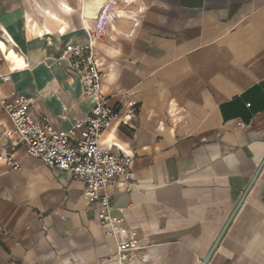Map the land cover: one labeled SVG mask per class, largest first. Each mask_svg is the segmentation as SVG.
<instances>
[{"label": "crops", "instance_id": "0c3cea01", "mask_svg": "<svg viewBox=\"0 0 264 264\" xmlns=\"http://www.w3.org/2000/svg\"><path fill=\"white\" fill-rule=\"evenodd\" d=\"M108 3L100 90L138 114L99 145L133 155L111 198L143 247L131 264H201L264 161V0H0V100L21 94L34 120L78 139L96 100L63 52ZM11 129L0 107V156L20 165L0 158V264H118L83 183L26 157ZM208 264H264V165Z\"/></svg>", "mask_w": 264, "mask_h": 264}, {"label": "built area", "instance_id": "2783aa9c", "mask_svg": "<svg viewBox=\"0 0 264 264\" xmlns=\"http://www.w3.org/2000/svg\"><path fill=\"white\" fill-rule=\"evenodd\" d=\"M116 18L117 11L112 5H104L95 19L94 30L87 34V42L67 44L64 48L63 56L68 60L69 68L79 75L81 96L96 100L90 115L77 124L81 127L78 139H75V127L62 131L45 121L34 120L29 113V101L21 94L11 93L9 98L0 100V107L12 124L7 135L15 133L19 137L25 146L26 157L38 159L83 183L82 198L86 210L95 213L104 235L116 242L113 259L118 264H131L143 247L135 231L125 225L122 213H115L111 198L123 184L130 186L133 155L102 149L99 143L112 122L128 125L135 120L138 106L133 100H122L118 110L108 106L100 90L101 75L93 47L94 43L104 39L106 28ZM237 125L242 127L241 123ZM0 158L13 169L20 168L8 154Z\"/></svg>", "mask_w": 264, "mask_h": 264}, {"label": "water", "instance_id": "95a60500", "mask_svg": "<svg viewBox=\"0 0 264 264\" xmlns=\"http://www.w3.org/2000/svg\"><path fill=\"white\" fill-rule=\"evenodd\" d=\"M264 165V161L262 162V164L260 165L259 169L257 170L256 174L254 175L253 179L251 180V183L250 185L248 186V188L246 189L245 193L243 194V197L241 198V200L239 201V203L237 204L233 214L231 215V217L228 219L227 223L224 225L221 233L219 234V236L217 237L216 241L213 243L212 247L210 248L209 252L207 253V255L202 259L201 261V264H208L209 263V260L212 256V254L214 253L215 249L217 248L220 240L222 239L224 233L226 232L229 224L231 223L232 219L234 218L236 212L238 211V209L240 208L241 204L243 203L246 195L248 194L251 186L253 185V183L255 182L257 176L259 175L260 173V170L261 168L263 167Z\"/></svg>", "mask_w": 264, "mask_h": 264}]
</instances>
